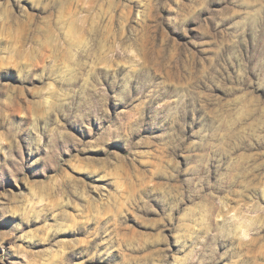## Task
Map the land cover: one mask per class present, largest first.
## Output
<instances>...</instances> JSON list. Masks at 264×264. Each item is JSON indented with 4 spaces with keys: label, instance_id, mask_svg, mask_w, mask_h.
<instances>
[{
    "label": "rangeland",
    "instance_id": "rangeland-1",
    "mask_svg": "<svg viewBox=\"0 0 264 264\" xmlns=\"http://www.w3.org/2000/svg\"><path fill=\"white\" fill-rule=\"evenodd\" d=\"M0 264H264V0H0Z\"/></svg>",
    "mask_w": 264,
    "mask_h": 264
}]
</instances>
